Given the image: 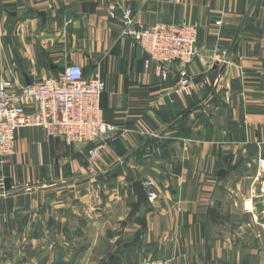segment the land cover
<instances>
[{
	"label": "crops",
	"instance_id": "0c3cea01",
	"mask_svg": "<svg viewBox=\"0 0 264 264\" xmlns=\"http://www.w3.org/2000/svg\"><path fill=\"white\" fill-rule=\"evenodd\" d=\"M127 6L137 26L198 24L197 50L208 59L189 67L191 94L176 91L180 65L161 73L120 36ZM71 64L102 73L104 119L126 131L117 140L124 152L109 144L92 172L94 143L19 129L16 154L0 163L10 179L0 189V264L16 252L20 264L71 261L78 248L76 264H264V204L243 205L264 182V173L255 178L264 159V0H0V82L31 84ZM136 180L151 182L156 198L139 203Z\"/></svg>",
	"mask_w": 264,
	"mask_h": 264
},
{
	"label": "built area",
	"instance_id": "2783aa9c",
	"mask_svg": "<svg viewBox=\"0 0 264 264\" xmlns=\"http://www.w3.org/2000/svg\"><path fill=\"white\" fill-rule=\"evenodd\" d=\"M115 4L108 6V14L117 16ZM122 30L120 36L132 38L136 45L149 55L150 61L157 64L159 72L171 65H180V80L176 91L189 95V67L197 59L203 64L208 57L197 50L198 24L157 23L154 25H136L135 13L130 6L122 8ZM221 24V21H217ZM212 59L220 61L214 50ZM202 86L205 84L202 83ZM106 82L100 71L87 75L80 64L68 65L56 77L22 85L11 79L0 82V163L10 160L17 152V132L21 128H42L48 137L63 138L67 145L94 143L88 150V167L97 170L103 151L111 143L126 133L117 125L104 119L101 97ZM256 179L264 173V159L259 161ZM149 200L156 198L153 184L144 182ZM0 189L5 195V181L0 177ZM259 195L245 200L243 205L247 212H253L259 200L264 204V182L259 185ZM255 200H258L257 202ZM263 219L260 222L264 230ZM144 264H172L171 258H145Z\"/></svg>",
	"mask_w": 264,
	"mask_h": 264
},
{
	"label": "water",
	"instance_id": "95a60500",
	"mask_svg": "<svg viewBox=\"0 0 264 264\" xmlns=\"http://www.w3.org/2000/svg\"><path fill=\"white\" fill-rule=\"evenodd\" d=\"M115 151L118 155H122L124 152V146L122 145L121 142L117 141L115 142ZM6 187H10V179H6L5 181ZM133 190L136 194L137 201L140 203L142 200H148L149 196L147 193V190L144 187L143 181L142 180H136L133 182ZM119 260V259H118Z\"/></svg>",
	"mask_w": 264,
	"mask_h": 264
},
{
	"label": "rangeland",
	"instance_id": "374dc122",
	"mask_svg": "<svg viewBox=\"0 0 264 264\" xmlns=\"http://www.w3.org/2000/svg\"><path fill=\"white\" fill-rule=\"evenodd\" d=\"M263 159V158H262ZM260 161V160H259ZM157 196V195H156ZM81 253H83L82 252V249L81 248H78V250L77 251H74L73 253H72V256H71V258L73 257V258H76V259H74V264H76V262H78V263H80L81 261L79 260V258H80V256H81ZM46 255H44L43 256V260H39L38 261V263L39 264H41L42 263V261H44V263L43 264H48L50 261H49V259H48V257L46 256ZM61 257H62V255H61ZM63 257H65V255H63ZM68 257H70V256H68ZM20 258H21V256L16 252L15 254H13V253H10V255H9V263L10 264H20L19 262H20ZM78 259V260H77ZM70 260H72V259H70ZM80 261V262H79Z\"/></svg>",
	"mask_w": 264,
	"mask_h": 264
},
{
	"label": "trees",
	"instance_id": "16d2710c",
	"mask_svg": "<svg viewBox=\"0 0 264 264\" xmlns=\"http://www.w3.org/2000/svg\"><path fill=\"white\" fill-rule=\"evenodd\" d=\"M74 259H72L71 261H66L64 257H61L57 259V262L55 264H74Z\"/></svg>",
	"mask_w": 264,
	"mask_h": 264
}]
</instances>
